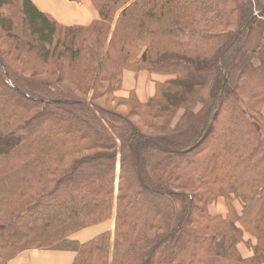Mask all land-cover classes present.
Here are the masks:
<instances>
[{
	"label": "trees",
	"instance_id": "16d2710c",
	"mask_svg": "<svg viewBox=\"0 0 264 264\" xmlns=\"http://www.w3.org/2000/svg\"><path fill=\"white\" fill-rule=\"evenodd\" d=\"M255 1L90 0L97 20L62 26L31 0H0V264L111 218V246L104 232L72 248V264H264V32L256 63L228 89L264 15ZM108 40L95 90L137 110L155 136L94 94L95 113L83 100ZM125 71L174 79L141 103L122 94ZM218 198L225 217L208 212Z\"/></svg>",
	"mask_w": 264,
	"mask_h": 264
},
{
	"label": "crops",
	"instance_id": "0c3cea01",
	"mask_svg": "<svg viewBox=\"0 0 264 264\" xmlns=\"http://www.w3.org/2000/svg\"><path fill=\"white\" fill-rule=\"evenodd\" d=\"M31 1L38 10L50 15L58 24L62 26H88L98 19L97 11L90 0H80L79 3H72L67 0ZM260 28L261 27H259V29ZM251 35V37L255 36L257 40L256 45H253L251 48V51H254L259 44V31L254 30ZM161 82V76L158 75L148 74L146 72H139L135 74L125 71L122 73V94L125 95L132 91L139 102L145 103L153 96L155 84ZM234 209L239 212L235 206ZM210 214L214 215L212 213ZM224 216L225 215H223V217ZM112 221L110 219L104 223L87 227L69 237L68 242H74L80 245L104 232L110 233V230L113 228ZM243 241L244 242L237 246V249L242 259H247L251 257L252 252L245 243L249 241L250 244H254V240L248 235H244ZM73 257L74 253L71 250H27L17 254L7 264H72Z\"/></svg>",
	"mask_w": 264,
	"mask_h": 264
},
{
	"label": "rangeland",
	"instance_id": "374dc122",
	"mask_svg": "<svg viewBox=\"0 0 264 264\" xmlns=\"http://www.w3.org/2000/svg\"><path fill=\"white\" fill-rule=\"evenodd\" d=\"M255 3H256V1L253 0V4H255ZM118 14H119V12L115 14V18L113 20V23H112L111 29H110V36H111V33L113 32ZM255 14L257 15V13H255ZM259 27H261V28L259 29ZM235 30L236 29L232 25H230L228 28L229 32L230 31L234 32ZM254 30L259 31V35H258V43H259L258 46H259L261 44V35L264 32V15L257 16L253 26L251 27V29L247 35V39H246L245 46H244V52L245 53L243 55L242 54L240 55L242 57L240 59V63L237 66V68L231 73V75L229 76V79H228V89L229 90L235 86L239 72H240L242 66L247 62L256 63L254 53H253L254 51H251V48L253 47V45H256V43H257L256 37L255 36L251 37L252 36L251 34L253 33ZM108 42H109V40L105 43L104 46L101 47V51H100L101 59H100V61L98 59V61L96 62V72L93 76L92 84H91L89 90L87 91V94L83 97V100L87 104L88 108H90L91 112L95 113L94 109H92L91 105H89L91 103L90 100L92 99V95L94 94L95 97H94L93 102L96 103L98 106L102 107L103 109H106V110H109V111L114 112L116 114L124 116L125 118L128 119V121L132 122L144 134L150 135V136H155L156 133L154 131H151L150 129L145 128V126L143 125V123L139 119V115H138L139 112L137 110H132L130 108L131 106H128L127 103L118 102L117 100H112V98H111V96H109V94L107 95L104 91H102L100 89L95 90L96 89L95 85L97 84L96 82L98 79V74L100 72L99 70L101 69L102 64H103L102 59H104V57L107 54ZM139 47L144 49L145 45L141 43V44H139ZM216 55H217L216 57H218V54H216ZM210 65H212V62L202 64V65L200 64L199 67L200 68H206V67H209ZM158 76H161V79H162V82L160 84L174 79V76H172V75H158ZM198 78H199V81L202 82V85H203V90L200 92V96L203 99L207 98L209 87H210V81H211V70H206V71L200 72L198 75ZM175 84L178 86H184V83L178 84L177 82H175ZM170 102H172V100ZM244 102H248V101L244 100ZM159 108H160V106L157 109L159 110ZM166 109L168 110V108H166ZM197 109H199V108L197 107ZM167 110H165V108L161 107V111L165 112ZM181 114H182L181 110L179 112L175 113L174 117L171 119V125L172 126H174L175 123L178 122ZM250 114L258 117L256 111H254L253 108L250 109ZM263 116H264V112H263ZM153 121L155 123H161L163 120L154 119ZM213 127H214V129L218 127L217 119H215ZM95 152H96V150L87 152L85 154L76 155L75 157H73V159H78L79 157H82L83 155H91L92 153H95ZM117 160H119V155L117 156ZM171 162L175 163L173 160ZM117 175H118V162L116 165V176ZM115 182L117 183V179ZM223 202L225 203L223 198H218L215 202L211 203L208 206V208H207L208 212H210L214 215H221V217H223V215L227 214L226 204L224 205ZM234 206L236 207V209H238L240 211V206H239L238 202H234ZM112 220H113V218H111V221ZM112 224H113L112 225L113 228L110 230V233H109L110 234V246H111L112 240H113L114 220L112 221ZM78 245L79 244H76L74 242H68V240H65V241H61L60 243H57L55 246H52V248H54L55 250H71L72 248L76 249ZM40 250H44V249H40ZM1 253L4 254L5 252H1Z\"/></svg>",
	"mask_w": 264,
	"mask_h": 264
}]
</instances>
